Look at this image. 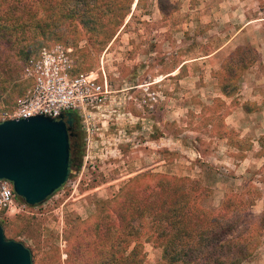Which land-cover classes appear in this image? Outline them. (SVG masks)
<instances>
[{"label": "rangeland", "instance_id": "rangeland-1", "mask_svg": "<svg viewBox=\"0 0 264 264\" xmlns=\"http://www.w3.org/2000/svg\"><path fill=\"white\" fill-rule=\"evenodd\" d=\"M67 1L0 0V122L28 85L24 57L41 42L70 45L74 73L93 72L108 85L96 107L73 108L80 139L67 181L22 210L16 196L17 207L0 214L5 238L28 248L31 264H79L75 245L89 239L81 223L136 176L147 184L161 174L198 179L210 191L203 204L213 209L235 191L256 196L249 213L259 216L264 162L236 167L242 155L224 141L237 136L224 130L229 105L216 72L237 47H250L256 60L238 84L251 66L264 77V0H132L129 8V0H116L94 21ZM242 144L250 148L244 156L256 154ZM254 230L257 248L241 264H264V221ZM144 247L143 264H155L161 250Z\"/></svg>", "mask_w": 264, "mask_h": 264}, {"label": "trees", "instance_id": "trees-1", "mask_svg": "<svg viewBox=\"0 0 264 264\" xmlns=\"http://www.w3.org/2000/svg\"><path fill=\"white\" fill-rule=\"evenodd\" d=\"M115 1L67 3L72 4V12L85 9V15L94 21L93 14L106 15L105 7L110 8ZM131 3L129 0L127 8ZM56 42L61 41H53ZM44 45L41 42L34 53ZM246 48L237 47L216 72L225 96L237 92L242 72L256 60L255 51ZM31 55L27 54L24 61ZM244 142L238 141V147ZM263 142L261 137V148ZM156 177L152 176L147 184L139 182L136 176L124 183L117 195L98 202L93 220L84 221L79 227L89 237L88 240L79 237L75 245L79 264H143L147 257L144 243H152L161 250L155 264H241L252 256L260 234L255 232L254 224L264 221V210L256 217L249 213L256 196L247 199L235 191L213 209L203 204L210 191L200 180L187 175Z\"/></svg>", "mask_w": 264, "mask_h": 264}, {"label": "water", "instance_id": "water-1", "mask_svg": "<svg viewBox=\"0 0 264 264\" xmlns=\"http://www.w3.org/2000/svg\"><path fill=\"white\" fill-rule=\"evenodd\" d=\"M69 165V132L62 118L37 114L0 122V180H9L26 204H40L59 189ZM0 264H31L29 249L6 239L1 225Z\"/></svg>", "mask_w": 264, "mask_h": 264}, {"label": "built area", "instance_id": "built-area-1", "mask_svg": "<svg viewBox=\"0 0 264 264\" xmlns=\"http://www.w3.org/2000/svg\"><path fill=\"white\" fill-rule=\"evenodd\" d=\"M22 72L28 85L2 120L37 114L59 119L77 106L96 107L108 92L107 82L99 83L93 72L74 73L72 47L61 42L42 46L24 61ZM15 197L12 183L1 179L0 214L17 207Z\"/></svg>", "mask_w": 264, "mask_h": 264}, {"label": "crops", "instance_id": "crops-1", "mask_svg": "<svg viewBox=\"0 0 264 264\" xmlns=\"http://www.w3.org/2000/svg\"><path fill=\"white\" fill-rule=\"evenodd\" d=\"M223 96L229 105V111L223 116V125L228 134H236L237 143L226 136L224 141L242 155L236 167L239 169L245 164L248 166L250 163L264 162V152L260 151L259 146L260 138L264 137V77L256 75L251 66L244 79L239 81L237 92L233 96ZM245 140L256 152L254 156L243 155L250 150L248 146L238 147V141ZM247 166L245 170H248Z\"/></svg>", "mask_w": 264, "mask_h": 264}, {"label": "flooded vegetation", "instance_id": "flooded-vegetation-1", "mask_svg": "<svg viewBox=\"0 0 264 264\" xmlns=\"http://www.w3.org/2000/svg\"><path fill=\"white\" fill-rule=\"evenodd\" d=\"M71 113L70 116L67 114ZM59 118H62L65 122H67L68 132H69V141L70 147L77 149L79 147V119L76 113L73 111H66L60 115ZM70 120V123L68 121Z\"/></svg>", "mask_w": 264, "mask_h": 264}]
</instances>
